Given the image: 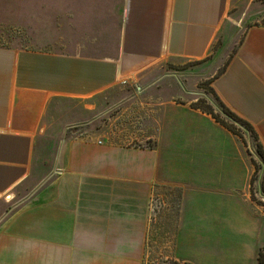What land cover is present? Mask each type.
<instances>
[{"label": "crops", "instance_id": "crops-1", "mask_svg": "<svg viewBox=\"0 0 264 264\" xmlns=\"http://www.w3.org/2000/svg\"><path fill=\"white\" fill-rule=\"evenodd\" d=\"M236 1L122 0L109 54L0 46V264H144L154 192L181 203L159 216L172 259L260 264L264 213L246 161L214 122L172 98L155 112L151 148L66 138L52 169H34L55 99H93L168 59L203 60ZM213 89L264 151V22L245 29Z\"/></svg>", "mask_w": 264, "mask_h": 264}, {"label": "rangeland", "instance_id": "rangeland-1", "mask_svg": "<svg viewBox=\"0 0 264 264\" xmlns=\"http://www.w3.org/2000/svg\"><path fill=\"white\" fill-rule=\"evenodd\" d=\"M121 1L0 0V46L70 55L109 54L116 43ZM226 21V33L201 61L168 59L93 99H55L37 141L34 169L40 176L52 169L58 145L66 138L151 148L153 140H145L154 131L155 112L172 98L231 137L250 170L251 199L264 213V164L257 143L244 120L228 110L213 89L214 79L245 29L264 22V0L234 2ZM157 195L164 202L161 213L179 211L181 203ZM159 216L152 215L144 264H184L172 259L170 243L159 241ZM260 259L264 261V250L258 255V262L264 264Z\"/></svg>", "mask_w": 264, "mask_h": 264}, {"label": "built area", "instance_id": "built-area-1", "mask_svg": "<svg viewBox=\"0 0 264 264\" xmlns=\"http://www.w3.org/2000/svg\"><path fill=\"white\" fill-rule=\"evenodd\" d=\"M157 194L158 193H156V192L152 193V196H151L150 202H149V210H150L151 219H152V215L157 216L158 214H160L161 208L164 207V202L162 201L160 196Z\"/></svg>", "mask_w": 264, "mask_h": 264}, {"label": "trees", "instance_id": "trees-1", "mask_svg": "<svg viewBox=\"0 0 264 264\" xmlns=\"http://www.w3.org/2000/svg\"><path fill=\"white\" fill-rule=\"evenodd\" d=\"M229 110V109H228ZM244 123L246 124V126L248 127L249 132L251 133L253 139L256 141L257 145H256V151H257V155L260 158V160L263 162L264 164V151L262 149V146L260 143H258V137L256 135V133L254 132L253 128L244 121ZM260 262L263 263V259H260Z\"/></svg>", "mask_w": 264, "mask_h": 264}]
</instances>
